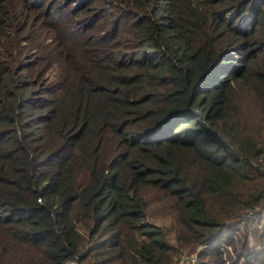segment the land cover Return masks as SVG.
I'll use <instances>...</instances> for the list:
<instances>
[{
  "label": "trees",
  "instance_id": "trees-1",
  "mask_svg": "<svg viewBox=\"0 0 264 264\" xmlns=\"http://www.w3.org/2000/svg\"><path fill=\"white\" fill-rule=\"evenodd\" d=\"M187 248L264 264V0H0V264Z\"/></svg>",
  "mask_w": 264,
  "mask_h": 264
},
{
  "label": "rangeland",
  "instance_id": "rangeland-1",
  "mask_svg": "<svg viewBox=\"0 0 264 264\" xmlns=\"http://www.w3.org/2000/svg\"><path fill=\"white\" fill-rule=\"evenodd\" d=\"M28 1H37V0H28ZM43 1L44 0H41V5H43ZM48 1L49 0H46V2H48ZM14 8L17 11L19 10L17 6L14 7ZM26 13H27V15L31 16L32 19L37 16L36 15V13H37L36 8H32L31 10L27 11ZM32 27H38V26L37 25H33ZM155 193L156 192L154 190H150V189H146V190L143 191V197L145 198L146 203L148 205V208H147V215H148L147 220L150 221V222H154V223L160 224V225H164V227H166L168 225V218L159 216L161 214L162 207H161L160 203L158 202L159 197H157L158 195L156 196ZM197 250H198V248H194V249L187 248V249L182 250L181 251V255H180L181 257L179 256L182 259L181 263L184 264L186 258L189 257L192 254L196 258Z\"/></svg>",
  "mask_w": 264,
  "mask_h": 264
},
{
  "label": "built area",
  "instance_id": "built-area-1",
  "mask_svg": "<svg viewBox=\"0 0 264 264\" xmlns=\"http://www.w3.org/2000/svg\"><path fill=\"white\" fill-rule=\"evenodd\" d=\"M181 257V256H180ZM179 257L178 264H182V259ZM195 261V256L192 254L189 257L186 258L185 263H193Z\"/></svg>",
  "mask_w": 264,
  "mask_h": 264
}]
</instances>
